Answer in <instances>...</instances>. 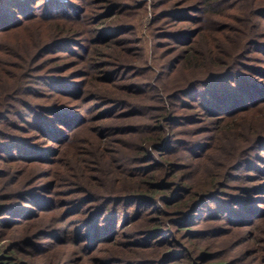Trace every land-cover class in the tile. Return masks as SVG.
I'll return each instance as SVG.
<instances>
[{
  "label": "trees",
  "instance_id": "1",
  "mask_svg": "<svg viewBox=\"0 0 264 264\" xmlns=\"http://www.w3.org/2000/svg\"><path fill=\"white\" fill-rule=\"evenodd\" d=\"M84 1L0 0V264H264V3L247 8L252 27L226 52L221 32L193 25L225 17L236 0L171 2L164 17L178 54L158 43L156 60L161 77L192 80L161 93L119 82L124 70H145L125 37L135 32L122 20L130 1L98 0L100 11L82 16ZM82 37L91 57L75 51ZM88 74L103 112L84 119L89 93L77 82ZM240 173L248 185L228 195ZM63 191L72 197L62 209L80 215L69 229L47 216ZM132 216L128 224L142 219L141 247H124L115 230ZM150 250L161 252L143 257Z\"/></svg>",
  "mask_w": 264,
  "mask_h": 264
},
{
  "label": "rangeland",
  "instance_id": "2",
  "mask_svg": "<svg viewBox=\"0 0 264 264\" xmlns=\"http://www.w3.org/2000/svg\"><path fill=\"white\" fill-rule=\"evenodd\" d=\"M129 1L130 2H128V3H130V5H129L128 9L126 10L127 12L125 11V14L124 13H123L124 15L122 14L123 15L122 20L127 21V22H131V24L135 26V32L131 35H126L125 37H127V38L132 37L131 38L132 39V45H133L132 47H139L141 49L143 56H142V60L139 62V65H140L141 69H145V70L136 76L135 73H133L131 70H129L127 68L128 70H124L122 72V74L119 75L120 76L119 82H123L122 84H124V83H128V84L136 83L138 86L143 85L145 82H146V84L154 83L158 86L157 89L161 93H163L162 91L174 93L175 91L180 90L179 88L187 85L189 82L191 83L192 78L189 76V73L182 72V71L175 72L171 76V78H170V75H168L167 77H161L160 69L163 66L164 60L163 59L162 60H156L157 59L156 57H157L158 53L160 52V50L159 51L157 50V44L158 43L160 45H162L161 49H164V51H166V52L168 51V53H170V55H177L178 54V51H177L178 48L172 47L173 45L169 42L170 41L169 40V34L171 33V30H172V28L170 27L171 19L164 17V15L166 14V12L169 9V6L171 5L170 3L173 1H177V0H129ZM225 1L226 2L224 4L222 1H221L222 3L219 2L220 4L217 2V8L227 4L228 0H225ZM84 2H86V3L81 4L82 11L80 12V14L82 16H86L87 13H89V16H90V15H93L94 11H96V12L100 11V8H98V6L100 5V4H98V0H86ZM79 3H81V2H79ZM259 3L262 5L264 3V0H236L235 5L233 7L221 9V11H222L223 15H225V17L218 19V20H212V19L207 17V19H203V20H201V22L193 25L194 29H196V31H199L200 29H202V26H204L205 28L203 30L207 31L209 29V28H207L208 24L211 25L212 27H214L215 29H217V30H214V33L221 32L219 35L224 36V39L221 42V48L223 50H225L226 52H228V48L231 47L230 45L236 44V43L237 44L242 43V41L244 40V37L246 36V33H247L246 29L248 27H249V29H250V27H252L251 25L254 22L253 21L254 18H253L252 12L246 11L247 8L250 7V9L253 10L254 8H256L258 6ZM175 7H180V6L176 5ZM244 11L247 12L248 14H244ZM39 13H41V12H39ZM229 16H230V18H229ZM158 17H159V20L157 19ZM78 41L81 44L79 45L78 48H77V46H74L76 49L75 51L78 52L80 55H83L85 58L89 57V56L91 57V55H89L91 42L89 40L88 41L84 40L83 37L80 38ZM118 41L123 42L122 39H119ZM123 44L125 45L124 48L125 49L128 48V50L130 51L131 45H128L126 43H123ZM116 47L117 46L112 48V50H117ZM92 49H94V47ZM112 50H109V51L111 52ZM138 52L139 51H130V53H131L130 55H132L133 58H135L137 55V57L139 59L138 54H136ZM56 62H58V61H56ZM123 62L126 63L125 61H123ZM247 62L251 63L250 61H247ZM254 63H256L257 65L261 64L260 61H257ZM126 65L131 66V63L127 62ZM147 67H149L150 70H147ZM71 69L72 68H70L68 71L70 72ZM73 69H77V68H73ZM68 71L62 72V74L69 73ZM210 72H211V70L208 73L204 72V73L198 74V75L205 78V77L209 76ZM36 73H40V72L38 71ZM69 75L75 77L73 73L68 74V76ZM92 76L93 75L88 74L87 78H83L77 82V83H83V85L81 84V87L83 89L87 88V91L89 93L88 96L86 95L84 100H81V103H82L81 109H83V110H81V113L84 114V119L88 118V113L93 114L94 115L93 117L97 118L103 112V111L97 110L101 106L102 102L98 99V97L94 98V96H93V95H95L94 93L98 92V90H96V88H97L96 84L98 81L96 82V84H95V82L92 83V80H91ZM36 77H38V74ZM94 87H96V88H94ZM175 94H177V92ZM186 98L187 97L185 96L184 99H186ZM148 101H149V103H151V105L160 104L159 100H157V99H151ZM171 107L175 109V106L173 107V105H172ZM181 109H182V106H180V109H178L177 112L180 113L181 115H183V117L184 116L185 117L190 116L191 113L180 112V111H182ZM203 124L206 125V123H203ZM91 125L94 126V125H100V124L97 122H92ZM203 126L204 125L200 126V128H202ZM88 129L90 130L91 128L88 127ZM87 132L88 131H86L85 133H87ZM112 138L114 140H117L120 138V135L115 134L112 136ZM257 153L258 152H256V153L254 152V156L258 155ZM245 175H246L245 173H240L239 176H237L239 178H237V180H233L231 182L230 185L232 188H230V190H225V191H227V193H229L228 195H232V194L236 193L234 190L235 187L237 189H242L243 187L248 185V182H246L244 180ZM50 179L51 178H49L48 180H43V181H49ZM32 185H34V184H32ZM249 185H251V184L249 183ZM57 189L58 188H56V190ZM62 189H64V188H62ZM68 190L71 191L73 189L69 188ZM54 193H53V197L55 199V201H54L55 205L54 206H56V202H59V204L57 205L58 210H55L53 208L54 207L53 206L51 208V210L49 211V213L47 214V216L55 215L58 218V220L61 219L62 221H65L62 225L63 226L66 225V228L69 229V227H71V225L73 223H75L76 219L78 217H80V215H78V216L77 215H67V212H66L67 209L66 208L62 209L63 203H61V201H64V200L72 197V196H69V193L67 191L66 192L65 191L54 192ZM47 195H52V194L47 193ZM234 196H236V195H234ZM253 198L256 199V196H254ZM213 205H214L213 203H210V204H208L207 207H204V209H207ZM131 219H133V216L131 218L129 217L126 221H125V218H124V220H123V218H121V220H117L118 223L115 226L116 233L117 232L119 233L121 231L120 233L123 234L120 237L123 238L122 243H124L123 244L124 247H127V246H130V247L131 246H133V247L140 246L141 247V243H142L141 241L143 239H146L145 233H143L141 231L139 232V224L138 223L141 222L142 219H139L135 223L128 224V222H130ZM106 220H107V218L102 219L101 224H107ZM80 221L81 220H79L78 222H80ZM114 221H116V220H114ZM196 222H197V224L192 225V227L200 224V221L197 220ZM200 226L202 227V229L208 228L209 226H211V223L206 222V224L200 225ZM59 237H60V240L64 239L63 242H65V245H64V247L66 246L65 248H68V247L74 248L73 243H71V242L69 243L68 241H66L63 235H60ZM169 237H170V234H169ZM124 240H125V242H123ZM39 241L40 242L44 241V238L39 239ZM99 244L101 245V242ZM57 245H59L57 247L58 249L63 247V246H61L60 243ZM109 247L110 246L107 245L106 248L102 251H105V254L108 253L106 251V249L111 251V249H109ZM128 251L132 252L129 249H128ZM115 252H116V250H112L111 252H109V255L113 258L115 256L114 255ZM149 252H150L149 255L148 254L145 255L146 254L145 253L143 255V257L144 256L145 257H152L153 255L154 256L158 255L161 251L150 250ZM105 254L96 253L95 255L98 257H103ZM133 254L134 253H131L129 255L130 258L135 257V256H131ZM104 259L106 260V258H104ZM112 260H117V259L114 258ZM104 264H107V263H104Z\"/></svg>",
  "mask_w": 264,
  "mask_h": 264
}]
</instances>
